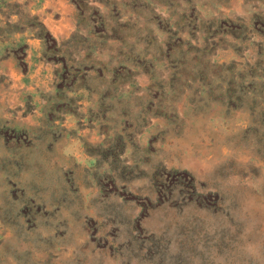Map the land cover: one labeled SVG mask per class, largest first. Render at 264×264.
Wrapping results in <instances>:
<instances>
[{
	"label": "rangeland",
	"instance_id": "1",
	"mask_svg": "<svg viewBox=\"0 0 264 264\" xmlns=\"http://www.w3.org/2000/svg\"><path fill=\"white\" fill-rule=\"evenodd\" d=\"M0 264H264V0H0Z\"/></svg>",
	"mask_w": 264,
	"mask_h": 264
}]
</instances>
